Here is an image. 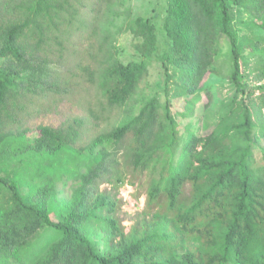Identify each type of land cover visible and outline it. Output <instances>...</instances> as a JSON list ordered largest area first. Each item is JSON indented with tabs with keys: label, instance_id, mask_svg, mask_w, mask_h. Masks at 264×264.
I'll return each instance as SVG.
<instances>
[{
	"label": "trees",
	"instance_id": "obj_1",
	"mask_svg": "<svg viewBox=\"0 0 264 264\" xmlns=\"http://www.w3.org/2000/svg\"><path fill=\"white\" fill-rule=\"evenodd\" d=\"M82 2H0V14L11 16L0 21V264H264V63L249 82L244 40L233 30L234 11L264 18V0H168L163 98L141 87L158 49L155 23L125 20L117 32L133 35L136 59L124 62L104 22L103 59L89 75L105 100L101 113L116 112L117 123L76 147L83 121L30 132L17 116L30 94L48 88L52 46L74 27ZM107 2L105 14L114 18L116 0ZM222 37L230 42L235 92L206 135L191 118L192 100ZM258 45L251 42L255 54ZM180 100L187 101L183 113L174 110ZM179 115L188 119L182 128ZM66 178L77 186L61 200ZM143 180L146 206L126 226L123 201L101 186L138 189ZM22 187L33 193L26 197ZM38 234L44 241H34Z\"/></svg>",
	"mask_w": 264,
	"mask_h": 264
},
{
	"label": "rangeland",
	"instance_id": "obj_2",
	"mask_svg": "<svg viewBox=\"0 0 264 264\" xmlns=\"http://www.w3.org/2000/svg\"><path fill=\"white\" fill-rule=\"evenodd\" d=\"M19 1L0 0V2L6 4L11 3L13 6ZM82 1L77 6L79 16L75 19L74 27L71 28L67 35L62 37L61 45L52 46L50 63H52L53 67L48 88L41 94L35 96L30 94L24 101L25 108L19 110L17 116V126L26 127L30 129V132L36 131L42 125L63 128L69 125L76 126V120L83 121L82 139L76 147L86 146L96 136L103 131L110 130L117 123L118 116L116 112L111 115L101 113L102 104H104L105 100L99 93L96 82L92 81L89 75V72L96 75V70L103 59L101 42L105 33L102 32L104 22L110 21L109 29L115 34V42H117V47L121 53L120 58L124 62L136 59L134 51L136 40L131 33L125 31L126 27L123 28V33L119 34L117 32L118 29L126 21L138 17L149 18L155 23L158 34V49L153 58L149 75L141 86L143 92L147 95L159 93L163 98L161 90L164 82V72L159 56L169 47L163 29L167 15L168 0H125L123 3L116 0L112 9L118 14L114 18L107 17L105 14L109 6L107 0ZM233 15V30L244 40L245 62H243L246 65H242L243 71L250 76L249 82H254L255 74L260 72L258 68L264 63V58L257 54L259 51H264V29L259 26L264 18L254 16L244 8L234 11ZM10 17L6 13H1L0 21L7 22ZM81 21L85 25L81 26ZM67 29L63 28V30ZM251 42L259 44L256 47L258 50L256 54L253 52L255 49L250 47ZM219 48V58L202 83L200 98L192 100L194 110L191 118L194 121L199 120V126L202 128L200 132L206 135L214 129L224 107L229 104L235 92L228 79L229 74L233 71V60L228 38L222 37L220 39ZM260 94L258 92V95ZM186 102V100L174 102V110L183 113L188 109ZM178 119L181 123V128L188 122V119L183 118L181 115L178 116ZM202 119L209 126L207 131H203L204 124ZM255 154L260 161L263 155L259 148L255 150ZM126 174L130 178V173L126 172ZM136 183L138 184V189L137 186L127 183L118 191L112 189L111 184L108 183L101 186V189H108L123 201L121 217L124 219V225L127 226L133 224L131 217L142 212L146 206L145 191L147 183L145 180H143V185L139 181H136ZM76 186L77 183L73 179L66 178L64 182L59 184L60 199H69ZM21 192L26 197L33 193L32 190L30 191V187H22ZM138 193L141 194L136 197ZM52 217L56 220L59 215L53 213ZM54 234V231H51L49 236ZM38 235L40 236V234ZM39 236L36 235L34 241H44L45 237L43 238V235ZM18 263L17 260L9 259L4 264Z\"/></svg>",
	"mask_w": 264,
	"mask_h": 264
},
{
	"label": "built area",
	"instance_id": "obj_3",
	"mask_svg": "<svg viewBox=\"0 0 264 264\" xmlns=\"http://www.w3.org/2000/svg\"><path fill=\"white\" fill-rule=\"evenodd\" d=\"M127 226V225H126Z\"/></svg>",
	"mask_w": 264,
	"mask_h": 264
}]
</instances>
